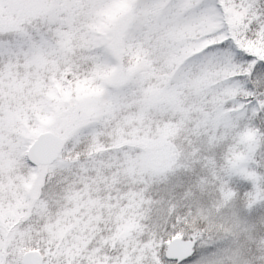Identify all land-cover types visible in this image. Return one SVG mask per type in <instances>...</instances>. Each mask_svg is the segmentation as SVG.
Masks as SVG:
<instances>
[{
	"label": "snow or ice",
	"instance_id": "1",
	"mask_svg": "<svg viewBox=\"0 0 264 264\" xmlns=\"http://www.w3.org/2000/svg\"><path fill=\"white\" fill-rule=\"evenodd\" d=\"M0 264H264V0H0Z\"/></svg>",
	"mask_w": 264,
	"mask_h": 264
}]
</instances>
